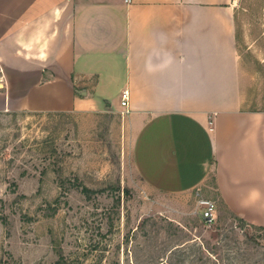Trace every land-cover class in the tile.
Listing matches in <instances>:
<instances>
[{"label":"crops","instance_id":"1","mask_svg":"<svg viewBox=\"0 0 264 264\" xmlns=\"http://www.w3.org/2000/svg\"><path fill=\"white\" fill-rule=\"evenodd\" d=\"M232 1L0 0V112L128 109L151 189L264 225V111L244 107Z\"/></svg>","mask_w":264,"mask_h":264},{"label":"rangeland","instance_id":"2","mask_svg":"<svg viewBox=\"0 0 264 264\" xmlns=\"http://www.w3.org/2000/svg\"><path fill=\"white\" fill-rule=\"evenodd\" d=\"M232 5L244 107L264 111V0ZM125 127L113 108L0 112V264H191L200 237L230 241L234 264H264V229L222 200L209 227L203 189H151Z\"/></svg>","mask_w":264,"mask_h":264},{"label":"trees","instance_id":"3","mask_svg":"<svg viewBox=\"0 0 264 264\" xmlns=\"http://www.w3.org/2000/svg\"><path fill=\"white\" fill-rule=\"evenodd\" d=\"M239 220H241L244 223H246V219L243 217H240ZM254 223H252L253 225ZM256 224H254L255 226ZM258 228L264 229V225H256ZM226 241L225 243H222V241H211L208 239H205L203 237H200L199 240L195 239L194 244L189 252V256L191 258V264H234L233 261L234 257L230 255V250L234 249L235 246L230 242ZM185 244L182 243L178 247L175 248V251H179V261L182 262L184 259H181L185 257L186 255V248H184ZM175 252V253H176ZM183 255V256H182ZM226 258L229 260L226 261ZM186 260V258H185ZM115 264H119L116 262ZM158 264H173L172 262L166 260L162 261V263Z\"/></svg>","mask_w":264,"mask_h":264},{"label":"built area","instance_id":"4","mask_svg":"<svg viewBox=\"0 0 264 264\" xmlns=\"http://www.w3.org/2000/svg\"><path fill=\"white\" fill-rule=\"evenodd\" d=\"M129 1V0H128ZM130 91L129 89H124L122 92V105L127 107L129 105ZM128 111V109H127ZM124 110V112H127ZM199 207L201 208V216L203 218L204 223L211 227L216 224L218 220V205L216 200L200 196L198 198Z\"/></svg>","mask_w":264,"mask_h":264}]
</instances>
